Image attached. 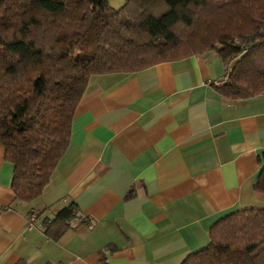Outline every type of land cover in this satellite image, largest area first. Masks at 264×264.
Here are the masks:
<instances>
[{
  "label": "crops",
  "instance_id": "obj_1",
  "mask_svg": "<svg viewBox=\"0 0 264 264\" xmlns=\"http://www.w3.org/2000/svg\"><path fill=\"white\" fill-rule=\"evenodd\" d=\"M225 71L209 50L91 76L68 146L32 203L14 199L0 144V264H181L221 217L264 208L255 187L264 92L225 99L217 90ZM71 201L91 223L54 239L41 220ZM31 210L40 216L28 228Z\"/></svg>",
  "mask_w": 264,
  "mask_h": 264
},
{
  "label": "trees",
  "instance_id": "obj_2",
  "mask_svg": "<svg viewBox=\"0 0 264 264\" xmlns=\"http://www.w3.org/2000/svg\"><path fill=\"white\" fill-rule=\"evenodd\" d=\"M209 50L226 65L225 99L264 92V0H0V144L14 199L32 203L48 187L91 76ZM255 187L264 192V165ZM78 211L62 206L41 220L44 231L56 239L89 225ZM181 264H264V208L221 217Z\"/></svg>",
  "mask_w": 264,
  "mask_h": 264
},
{
  "label": "built area",
  "instance_id": "obj_3",
  "mask_svg": "<svg viewBox=\"0 0 264 264\" xmlns=\"http://www.w3.org/2000/svg\"><path fill=\"white\" fill-rule=\"evenodd\" d=\"M37 223H38V218L36 217L35 213L34 212L29 213L27 217V227L31 228Z\"/></svg>",
  "mask_w": 264,
  "mask_h": 264
},
{
  "label": "rangeland",
  "instance_id": "obj_4",
  "mask_svg": "<svg viewBox=\"0 0 264 264\" xmlns=\"http://www.w3.org/2000/svg\"><path fill=\"white\" fill-rule=\"evenodd\" d=\"M234 64V62L232 61L231 63H230V65L232 66Z\"/></svg>",
  "mask_w": 264,
  "mask_h": 264
}]
</instances>
